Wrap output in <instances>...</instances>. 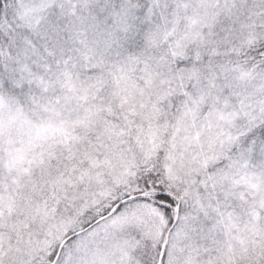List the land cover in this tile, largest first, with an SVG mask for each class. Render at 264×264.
Masks as SVG:
<instances>
[{
	"label": "snow or ice",
	"instance_id": "1",
	"mask_svg": "<svg viewBox=\"0 0 264 264\" xmlns=\"http://www.w3.org/2000/svg\"><path fill=\"white\" fill-rule=\"evenodd\" d=\"M0 264H264V0H0Z\"/></svg>",
	"mask_w": 264,
	"mask_h": 264
}]
</instances>
